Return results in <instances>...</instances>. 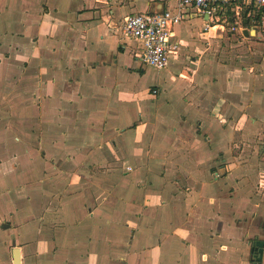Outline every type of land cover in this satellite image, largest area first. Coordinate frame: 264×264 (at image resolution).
I'll list each match as a JSON object with an SVG mask.
<instances>
[{
    "label": "crops",
    "instance_id": "obj_1",
    "mask_svg": "<svg viewBox=\"0 0 264 264\" xmlns=\"http://www.w3.org/2000/svg\"><path fill=\"white\" fill-rule=\"evenodd\" d=\"M159 1L0 0V264H264V75L200 65L188 9L148 86L119 22Z\"/></svg>",
    "mask_w": 264,
    "mask_h": 264
},
{
    "label": "rangeland",
    "instance_id": "obj_2",
    "mask_svg": "<svg viewBox=\"0 0 264 264\" xmlns=\"http://www.w3.org/2000/svg\"><path fill=\"white\" fill-rule=\"evenodd\" d=\"M136 6L138 7V4H136ZM245 10L246 9L242 7L240 10V17L238 19H236L233 15H229L227 17V21L219 23L222 24L223 27L210 29L207 31L208 34L205 36L200 34H195L193 36L192 39L198 43L201 42L202 48L204 49L200 65L205 63L208 65L213 64L214 66H219V68L221 67L229 73L232 71L236 72L242 67H253L254 70L252 73L254 72L256 75H264V37L262 32L260 36L257 34L261 31L257 22H252L250 20V18L252 19L254 16V10L256 11V9L252 7L249 9L251 11V15L249 17L247 15L248 12H245ZM235 20L237 21V24L235 23ZM203 23V18L201 16H196L190 21H185L181 24L184 29L182 37H188L187 32L189 31L198 33L202 30ZM232 27L235 28L232 29ZM242 30H245L247 34L245 35ZM203 32L206 31L203 29ZM179 61L182 62L181 59ZM175 63L176 62H173V65H171L172 70H175V68L178 67ZM144 67H146V84L148 86L157 84L162 86L161 81L164 77L162 76L164 70L157 71L149 66ZM261 126L264 130V121ZM24 177L25 176H23V178ZM0 179L5 183V185H7L4 190H8L10 187L11 197L14 198V203H11L7 201L5 194L4 196H0V209L7 210L9 206L12 210H15V208H19L21 212L25 210L26 206L24 205V201L20 200L16 191L12 189L14 183L17 182V179H12V177L5 174L0 175ZM0 192H2L1 189ZM1 227H10V224L6 220H3V222L0 223V228Z\"/></svg>",
    "mask_w": 264,
    "mask_h": 264
},
{
    "label": "built area",
    "instance_id": "obj_3",
    "mask_svg": "<svg viewBox=\"0 0 264 264\" xmlns=\"http://www.w3.org/2000/svg\"><path fill=\"white\" fill-rule=\"evenodd\" d=\"M242 7H252L259 12L257 24L264 37V0H177L174 9L166 7L161 13L144 11L127 14L120 20L119 28L123 37L139 44V61L161 70L167 67L169 54L178 47L176 38L173 40L174 27L189 13L188 9L206 16L203 29L209 31L212 27H223L219 23L227 21L230 13L238 19ZM247 15H251L250 10ZM235 23L237 24L236 20ZM153 92L156 93V90Z\"/></svg>",
    "mask_w": 264,
    "mask_h": 264
},
{
    "label": "water",
    "instance_id": "obj_4",
    "mask_svg": "<svg viewBox=\"0 0 264 264\" xmlns=\"http://www.w3.org/2000/svg\"><path fill=\"white\" fill-rule=\"evenodd\" d=\"M164 4L159 1V2H154L151 4L150 8L147 10L148 13H161L164 10ZM243 33L246 35V31L242 30ZM258 36L261 35V33H257ZM262 246H263V241L257 240L252 247V252L253 256L256 259V261H260L262 257ZM12 261L13 264H20V255H19V248L16 246H13L12 248Z\"/></svg>",
    "mask_w": 264,
    "mask_h": 264
},
{
    "label": "trees",
    "instance_id": "obj_5",
    "mask_svg": "<svg viewBox=\"0 0 264 264\" xmlns=\"http://www.w3.org/2000/svg\"><path fill=\"white\" fill-rule=\"evenodd\" d=\"M245 12L247 11L248 12V10H249V8H246L245 7ZM245 12H244V14H245ZM230 15H233L232 13H230ZM234 16V15H233ZM232 16V17H233ZM249 17V16H248ZM247 18V17H246ZM248 20H249V18H248ZM250 20L252 21V22H258V20H259V12H257V11H255V13H254V16L252 17V19L250 18Z\"/></svg>",
    "mask_w": 264,
    "mask_h": 264
},
{
    "label": "flooded vegetation",
    "instance_id": "obj_6",
    "mask_svg": "<svg viewBox=\"0 0 264 264\" xmlns=\"http://www.w3.org/2000/svg\"><path fill=\"white\" fill-rule=\"evenodd\" d=\"M257 240H260V239H256V240H254L252 243H251V245H250V252H251V255H250V257H251V259H253V261H255V262H259V261H256V259L254 258V256H253V252H252V247L254 246V244H255V242L257 241ZM262 241V240H261ZM262 250H263V246H262ZM261 261V260H260Z\"/></svg>",
    "mask_w": 264,
    "mask_h": 264
},
{
    "label": "bare ground",
    "instance_id": "obj_7",
    "mask_svg": "<svg viewBox=\"0 0 264 264\" xmlns=\"http://www.w3.org/2000/svg\"><path fill=\"white\" fill-rule=\"evenodd\" d=\"M212 28H217V27H212ZM212 28H211V29H212Z\"/></svg>",
    "mask_w": 264,
    "mask_h": 264
}]
</instances>
